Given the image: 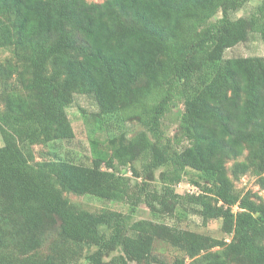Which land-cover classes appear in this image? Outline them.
I'll list each match as a JSON object with an SVG mask.
<instances>
[{"label":"trees","instance_id":"1","mask_svg":"<svg viewBox=\"0 0 264 264\" xmlns=\"http://www.w3.org/2000/svg\"><path fill=\"white\" fill-rule=\"evenodd\" d=\"M251 1L0 0V264H82L85 246L88 264H162L157 242L184 253L175 264H264V199L235 184L252 174L264 188V56L225 55L252 34L264 43V0L233 16ZM76 94L99 107L90 161L63 151ZM135 121L132 137L112 132ZM193 173L200 191L178 192ZM143 201L156 219L134 218ZM182 210L230 237L164 221Z\"/></svg>","mask_w":264,"mask_h":264},{"label":"rangeland","instance_id":"2","mask_svg":"<svg viewBox=\"0 0 264 264\" xmlns=\"http://www.w3.org/2000/svg\"><path fill=\"white\" fill-rule=\"evenodd\" d=\"M89 1H99L102 2L104 0H89ZM261 0H254L249 2L242 10L233 14L234 17L245 16L249 14L252 9L259 3ZM10 55V51L8 49L0 47V60L4 59L5 57ZM226 57L232 56H249V55H263L264 56V43L261 38L256 35L252 34L246 42H242L236 46H233L226 50ZM183 104L175 102L171 109L165 114L163 117V127L165 136L169 138H173L174 135L177 133L181 126V115L183 111ZM99 111L98 104L96 100L89 95L85 94H76L74 103L68 108V114L73 121V126L76 131L75 138L66 145L65 150L71 149L73 153L81 154L82 157L90 161L92 158V145L91 140L96 133H101V129L97 128L95 122V115ZM141 126L136 121L135 122H128L126 124H122L121 128H117L113 130V133H120L127 129L129 137H132L135 133L140 130ZM101 136V135H100ZM104 143V142H103ZM3 144V138L0 133V145ZM35 150L37 152L38 159H41V154L46 152V148L42 145H36ZM247 153V152H246ZM245 153V155H246ZM244 155V156H245ZM241 157L242 159L244 158ZM140 164V162H139ZM233 161L228 163V166H231ZM161 169L155 172V176L157 180L159 179ZM130 174V173H129ZM197 177V174H187L184 180L176 186V190L182 194L189 193H198L200 190L197 186H195L191 182V177ZM237 188L242 190L243 192L251 190L252 192H256L264 199V188H262L260 181L258 178L252 174H246L241 177V179L235 182ZM68 196L74 202L78 203L84 208L90 210H99L102 208H110V209H117L123 212H130V203L125 201H111L102 199L99 197H94L90 195H76L73 193L68 194ZM235 210L238 208L235 207ZM135 219L140 218H149V219H156L149 206L146 204L145 201L141 202L138 205L137 210L134 213ZM164 221L168 222L169 224H175L178 227L187 228L191 230H195L201 233L209 234L214 237H222L226 236L229 238L230 236L225 235L224 231L222 230V223L218 219H214L209 221V223L205 224L203 219L198 214H193L188 210H182L178 213V219L175 217H165ZM94 248H88L85 246L84 252L80 262L82 264H88L86 259V254H88ZM160 258L163 260L162 264H175L177 258L184 256V253L176 248L171 246L168 243L157 242L155 245L154 250ZM120 251H114L112 254L119 253ZM199 262V259H186V264H196ZM132 264H137L133 262ZM160 264V263H154Z\"/></svg>","mask_w":264,"mask_h":264},{"label":"water","instance_id":"3","mask_svg":"<svg viewBox=\"0 0 264 264\" xmlns=\"http://www.w3.org/2000/svg\"><path fill=\"white\" fill-rule=\"evenodd\" d=\"M258 213H256V215H257Z\"/></svg>","mask_w":264,"mask_h":264}]
</instances>
